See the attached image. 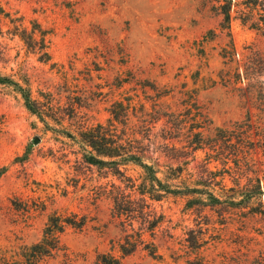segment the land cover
Returning <instances> with one entry per match:
<instances>
[{"label": "rangeland", "instance_id": "obj_1", "mask_svg": "<svg viewBox=\"0 0 264 264\" xmlns=\"http://www.w3.org/2000/svg\"><path fill=\"white\" fill-rule=\"evenodd\" d=\"M244 1L228 21L226 0H0L1 254L23 259L56 223L40 264L119 254L130 222L107 191L125 184L84 159L103 126L199 189L148 199L161 222L122 264H264V0Z\"/></svg>", "mask_w": 264, "mask_h": 264}, {"label": "trees", "instance_id": "obj_2", "mask_svg": "<svg viewBox=\"0 0 264 264\" xmlns=\"http://www.w3.org/2000/svg\"><path fill=\"white\" fill-rule=\"evenodd\" d=\"M226 1L224 13L226 19L229 21L231 18L232 0ZM259 2V0H245L244 4L249 11L250 9H257L255 6H257ZM3 12L4 10L0 6V14ZM21 93L29 110L37 113V115L42 118V113L37 109L31 92L21 89ZM86 133H83L86 135L84 137L86 140L85 142H87L86 145L90 146L92 149L86 150L84 154L85 162L96 165L100 169L112 165L113 169H111L109 173L121 176L118 177V180L125 185L113 183L111 190L107 191V195L112 199L114 210L117 211V215L121 218L125 216L126 220L130 222L127 224L126 221H123L125 222V236L118 245L119 254L112 251L99 253L95 264H122L124 258L134 253L141 245L150 248L149 243H146L143 237L144 233L148 231L154 236L155 230L161 222V217L155 215L156 211L152 208L148 199L156 201L161 200L164 194L163 192L189 195L199 189L189 186L176 189L172 187L173 185L165 183L159 176V173H161V164L159 162L144 161L137 149L128 146L119 136L117 137V135L115 139H109L107 137L108 135H114L111 132L107 133L103 126H99ZM129 164L137 165L142 169L140 176L141 181L139 183L132 176L126 175L125 170L127 169L124 168ZM180 170V167L173 169L175 175H178ZM122 176L126 177L129 183L121 179L123 178ZM137 195L140 196L139 201H144L147 210L145 208L143 210L138 209V201L137 198H135ZM138 214L142 222L141 227L135 230L134 222L137 220ZM66 222L77 226L76 223L70 219H67ZM53 226H47L43 238L38 243L27 247L26 252H29V255L25 252L22 256L23 259L15 260L0 253V264H40L42 260L52 255L54 250L58 248L59 242L57 234L63 232L64 226L58 225V223ZM128 226H130V228H128ZM150 253L153 256H159L155 247L150 249Z\"/></svg>", "mask_w": 264, "mask_h": 264}]
</instances>
